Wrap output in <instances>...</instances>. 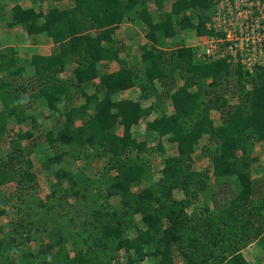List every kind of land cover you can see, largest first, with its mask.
Masks as SVG:
<instances>
[{
  "label": "trees",
  "instance_id": "1",
  "mask_svg": "<svg viewBox=\"0 0 264 264\" xmlns=\"http://www.w3.org/2000/svg\"><path fill=\"white\" fill-rule=\"evenodd\" d=\"M23 1L16 0L10 8L8 26L30 36L46 34L58 50L34 53L26 66L18 64L14 46L0 47V141L12 118L25 120V94L52 105L62 96L70 98L69 87L75 85L84 99L64 108L60 115L66 121L45 134L54 151L41 163L49 180L44 200L31 197L38 183L29 155L37 145L0 156V187L13 183L9 196L23 201L21 208L14 205L24 214L21 228L27 238L35 232L38 240L48 236L43 243L31 239L35 246L29 250L30 263L138 264L151 259L153 264H252L242 248L254 242L263 255L255 264H261L264 188L256 189L251 178L250 153L255 142L264 140V67L249 74L225 58L199 61L191 46L169 42L178 29H195L198 36L208 33L205 23L213 0H176L161 20L149 12L150 0H75L69 8L53 4L60 0H31L30 6ZM187 10H194L195 16ZM124 21L145 28L147 41L139 46L140 60L132 65L120 56L121 46L113 38ZM112 62L117 68L108 70ZM68 66L72 75L63 79L60 74ZM21 78L27 81L17 82ZM133 87L139 89V98H117ZM235 96L242 100L230 102ZM142 100H153L157 114L145 128L157 140L161 157L164 137L177 151L161 158L156 180L144 156L155 150L133 131L145 114ZM166 100L170 109L163 106ZM211 110L221 115L217 125ZM204 135L209 141L202 154L211 160V176L223 178L232 188L225 203L196 213L194 201L204 186L200 177L208 175L191 167ZM94 159L104 160L114 174L98 179L75 164ZM174 189L184 197L176 198ZM9 201L5 197L1 206ZM39 209L61 217L42 224ZM73 209L75 218L65 221ZM4 213L1 208L0 215Z\"/></svg>",
  "mask_w": 264,
  "mask_h": 264
},
{
  "label": "rangeland",
  "instance_id": "2",
  "mask_svg": "<svg viewBox=\"0 0 264 264\" xmlns=\"http://www.w3.org/2000/svg\"><path fill=\"white\" fill-rule=\"evenodd\" d=\"M28 4L32 5L31 0H26ZM176 0H164L163 4L160 0H154L152 4H149L148 2V10L150 13H152V16L154 17V20H161L164 18L165 13L169 12L171 10L172 4ZM214 1V0H213ZM264 1V0H262ZM8 8L7 10L3 7L2 11L6 10L7 14L10 12L9 4L10 2L7 1ZM37 2V1H36ZM35 6L39 5V3ZM24 5V2L22 3ZM56 5L63 6L59 2L53 3ZM6 6V4H5ZM59 6V7H60ZM48 8V4H44L42 6V9L46 11ZM61 8V7H60ZM5 11V12H6ZM186 13H190L191 15L195 16L194 10H187ZM5 13H0V18L4 17ZM130 22V21H129ZM136 28L138 31L142 32L145 37V28L138 22H135ZM178 29V26L175 25ZM127 31L124 29L120 30L119 26L116 28L113 38L116 40L117 45L121 46V53L126 55L124 57L127 60L128 65H132V63H136V60L131 61V57L137 58L140 60V51L139 47L132 48L131 41L129 38H126V40L123 41V38L125 37ZM121 36V37H120ZM197 33L195 29L187 30V29H178L176 34L169 40L170 45L177 46L180 44L189 45L192 48H194L196 54L194 55L195 58H197L199 61H207L201 58L199 54H197V48L195 46V43L197 41ZM147 41V40H146ZM173 42V43H171ZM146 43V42H145ZM7 46L6 43L0 44V47ZM170 45H167L168 48ZM133 49V53H132ZM24 56H21V58L18 61V64L20 62L23 64L25 62ZM135 61V62H134ZM110 66H108V70H110ZM72 75V67L69 66L66 68V70L60 74V77H63V79L68 78ZM29 75H27L28 78ZM25 77V75H24ZM23 78L18 79L17 82H26ZM95 82H97L95 80ZM136 88V87H135ZM87 91L90 92V88L87 87ZM138 89V88H136ZM246 89H250V85H246ZM29 91L33 92L31 87L29 88ZM123 92V91H122ZM122 92L117 95V98H124L125 96H122ZM138 92V93H137ZM69 93L70 98L61 97L59 100H57L54 104L49 105L43 98H33L32 96H28L25 94V97L27 101L23 103V112L26 116L25 120L17 122L15 118H12L10 122L7 123V131L6 135L3 138V141H0V156L5 158L8 153L13 152L14 155L17 153V151H23V148L30 147V145H37V147L33 150L29 155L30 160L33 163L32 166V172H34V175L36 176V182L38 183V188L31 197L36 198V196H40L42 200L45 199V196L47 195L49 191V180L46 177V173L44 169L41 166L42 159L45 158V156L51 155L54 150H52V146L46 141L45 134L48 130L55 131L59 124L64 123L66 121V118L63 115H60V112L64 110V108H68L69 106H78L81 102L84 101L83 96L80 95L78 88L75 85H71L69 87ZM134 93V92H133ZM132 93V95H133ZM136 94H134L135 98H139L140 92L135 91ZM229 94V93H228ZM231 93L228 95L230 96ZM242 100V98H237V96L234 97L233 100H230V102L238 103L239 100ZM153 101V100H151ZM148 100H142V106L144 107L145 114L141 118L140 122L136 127H134V133L135 136L138 139L141 140H147L148 144L153 147L155 151H152V153H146L144 156L149 160L151 164V174L153 177V180H156L157 173L159 172L160 168L162 167V161L161 158L167 156V155H175L177 153L176 146L174 143L168 142L166 137L162 138L163 147L165 148V155L161 157L159 154L157 148H156V139L153 138V134H149L146 131L145 123L151 119L157 114L155 112L154 108H151L152 102ZM163 106L167 109H170V102L168 100L163 102ZM210 117L213 120L214 124L217 125L220 123V113L216 110H211ZM78 123V122H77ZM50 130V131H51ZM121 132V129L118 130ZM19 134H25L23 138H19ZM207 135L203 136L200 139L199 147L197 148L196 152L193 154V165L191 169L200 171L202 173H205L208 175L206 179H202L200 177V180L204 182L203 188L201 190H198V197L196 198V201H194L193 209L198 213L197 210H201L204 207H210V209H213L212 206L213 203L215 204H222L225 203L226 200H228L231 196L230 189L232 188L231 184L226 182L223 178H215L214 176H211V160L209 156L202 154V147L207 145L208 143ZM69 150V149H68ZM251 157H254L253 161L250 163V174L251 178L254 181L256 189H262L264 188V140L257 141L254 143V146L251 149L250 153ZM76 165H80L84 167V171L88 176L91 177H97L98 179L106 176L110 177L114 174V171L109 168V166L106 164V162L102 159H94L90 162V164L86 163L84 160H77L75 162ZM13 183H6L0 187V209H4L5 213L0 215V253L3 252L5 254L4 256L0 257V264H7L9 260L12 262L16 260L14 264H31L30 258H29V250L31 247L35 246L34 242L31 241L32 238H36L38 240L39 233L35 232L31 234V238H27V232L25 229L21 228L20 224L24 223V218L22 221H20L21 217H24V214L19 209L17 212L16 208L14 207L15 204H19V207L21 208V205H23V201L20 202L18 200H13L9 195L14 189ZM139 188L134 187L133 191H138ZM27 194V193H26ZM173 194L176 198L181 199L184 197L182 192H180L177 189L173 190ZM261 193H258L255 196H259ZM29 195V193H28ZM27 195V196H28ZM26 196V197H27ZM7 197L10 198V201L3 206H1V202L4 200V198ZM226 198V199H225ZM228 198V199H227ZM255 198V197H254ZM75 198H71L72 201H74ZM115 201V200H114ZM38 209V207H37ZM37 214V220H39L42 224H45V222H49L50 219L57 220L60 219V215L55 218V211L53 212H47L43 211L42 209L38 210ZM73 212L69 213V215L66 217L65 221H67V218L74 217ZM262 215H264V209L261 212ZM54 217V218H53ZM140 217L139 214L136 215V218L138 219ZM75 218V217H74ZM64 220V219H63ZM75 219H73V223H75ZM26 222V221H25ZM264 226V225H263ZM264 231L261 233L263 234ZM34 236V237H33ZM10 237H14L13 241H10ZM35 240V239H34ZM39 242L43 243V241H48V236L46 234H43L42 239L38 240ZM252 243V242H251ZM15 251V254L13 252ZM259 245L257 243L247 244L243 246L242 248V254L252 264H255L258 259H260L263 255L259 253ZM12 256H7L6 254H10ZM10 257V259H9ZM41 259L44 258V256H40ZM175 260L178 262L179 259L175 258ZM11 263V262H9ZM42 262H38L37 264H42ZM153 260L151 259H145L141 263L138 264H153ZM261 264H264V261L261 262Z\"/></svg>",
  "mask_w": 264,
  "mask_h": 264
},
{
  "label": "built area",
  "instance_id": "3",
  "mask_svg": "<svg viewBox=\"0 0 264 264\" xmlns=\"http://www.w3.org/2000/svg\"><path fill=\"white\" fill-rule=\"evenodd\" d=\"M205 26L195 43L202 59L225 58L249 74L264 67V1L214 0Z\"/></svg>",
  "mask_w": 264,
  "mask_h": 264
},
{
  "label": "crops",
  "instance_id": "4",
  "mask_svg": "<svg viewBox=\"0 0 264 264\" xmlns=\"http://www.w3.org/2000/svg\"><path fill=\"white\" fill-rule=\"evenodd\" d=\"M7 1L10 2L9 4L10 8L16 3V0H0V13L1 12L5 13L2 20L0 18V44L6 43L7 46L15 47V49L17 50V57H18L17 62L19 61L21 56H24L26 61L23 64L28 66L30 64L31 55L34 53L41 55H49L57 52L58 45L54 44L46 34H33L30 36L25 32L19 30L17 27L8 26V22L10 21V12L7 14L6 11L8 8ZM160 1L163 4L164 0H160ZM23 2L25 6H30V4H28L26 0H24ZM58 2L63 5V6L59 5L61 8H69L74 6L75 0H60ZM152 2H154V0H150L149 4H152ZM3 7L6 10L2 11ZM119 29L120 30L124 29L125 31H127L126 32L127 36L125 35L123 41L126 40V38H128L127 41H129L130 38L132 48L139 47L140 45L146 42V38L144 37V34L140 32L141 30L140 31L137 30L135 22L124 21L119 25ZM132 53H133V49H132ZM120 56H125L126 59H129L124 54H120ZM133 60L139 61L137 58L131 57V61ZM20 64L22 63L20 62ZM108 66L111 67L110 70H115L117 68L115 62L110 63ZM136 88L133 87L131 89L124 90L122 92V96H125L124 98L137 99L134 97V94H136L135 91H138V89Z\"/></svg>",
  "mask_w": 264,
  "mask_h": 264
}]
</instances>
